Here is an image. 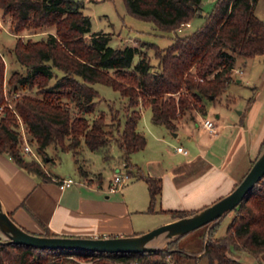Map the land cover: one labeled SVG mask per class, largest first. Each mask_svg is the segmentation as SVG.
I'll return each instance as SVG.
<instances>
[{
	"label": "trees",
	"instance_id": "16d2710c",
	"mask_svg": "<svg viewBox=\"0 0 264 264\" xmlns=\"http://www.w3.org/2000/svg\"><path fill=\"white\" fill-rule=\"evenodd\" d=\"M124 1L130 14L152 20L161 30H172L203 15V0ZM256 1L216 0L203 23L191 33L157 47L155 55L160 64L154 69L143 47L114 46L109 32L93 31L91 16L83 10L84 0H0V10L11 16L16 33L55 28L40 39L17 38L13 52L22 69H14L7 79L0 54V107L5 102L7 80L14 107L36 152L46 161L51 144L58 150L73 151L78 171L85 175L80 157L84 147L105 149L107 160L111 156L107 147L115 142L130 176L147 181L148 211H155L162 180L132 161V154L148 142L139 128L142 106L151 108L153 123L176 130L181 114L199 103V110L204 112L208 99L215 101L222 96L234 79L238 55L248 58L264 54V19L256 13ZM96 82L108 84L126 97L124 123L116 111L112 122L106 121L104 111L93 119L87 117L98 105ZM4 110L0 153H8L27 171L49 178L38 159H29L24 152L17 115L12 109ZM263 147L264 141L261 150ZM232 211L226 233L217 234L222 219L208 223L198 247L196 243L180 245L182 237L167 247L143 253L50 250L0 242V264H202L203 258L206 264H246L231 254L240 250L253 255L264 252V178ZM193 212L171 210L175 218ZM42 234L55 235L50 229ZM76 257L93 259L81 262Z\"/></svg>",
	"mask_w": 264,
	"mask_h": 264
},
{
	"label": "crops",
	"instance_id": "0c3cea01",
	"mask_svg": "<svg viewBox=\"0 0 264 264\" xmlns=\"http://www.w3.org/2000/svg\"><path fill=\"white\" fill-rule=\"evenodd\" d=\"M259 60L256 74L246 79V84H252L249 94L221 96L213 115L207 105L204 112L188 110L180 115L176 130L157 124L147 145L132 154V161L142 171L162 180L155 211H148L150 192L145 179L131 176L112 190V178L105 182L103 173L88 165L84 157L88 147L80 155L86 175L78 171L76 155L70 151L79 176L50 168L46 169L50 176L46 179L18 165L8 153H0L3 207L32 232L50 229L55 235L108 237L133 235L172 221L176 218L171 210L198 211L212 204L244 177L264 141V57ZM234 73L238 81L244 80L241 67L236 66ZM204 117L214 119L216 132L203 125ZM179 145L187 152L179 151ZM45 163L51 161L47 159ZM92 173H99V178ZM67 176L76 182L62 188L60 179Z\"/></svg>",
	"mask_w": 264,
	"mask_h": 264
},
{
	"label": "rangeland",
	"instance_id": "374dc122",
	"mask_svg": "<svg viewBox=\"0 0 264 264\" xmlns=\"http://www.w3.org/2000/svg\"><path fill=\"white\" fill-rule=\"evenodd\" d=\"M84 1L85 3L83 6V10L91 16L93 31L102 30L109 32L112 37L111 44L114 46H125L129 44L143 47V49H145V51H147V53L149 54L151 61L154 64V69H158L160 61L159 58H157L155 55L157 47H165L171 44L177 38L184 37L191 33L194 29H196L199 25L203 23L205 19V14H207L208 11L213 7V4L216 0H203V15L196 16L193 20L182 23L172 30H161L156 26V24L152 20L142 19L130 14L127 10L126 3L124 0ZM256 13L264 19V0L256 1ZM0 26V54L2 55L6 63V79L14 69H22L20 63L17 62L15 54L13 52V48L16 44V40L18 37H21L23 40H27L28 38L40 39L41 37H45L50 31L55 32L54 27H47L44 29H25L20 33H16L13 29L11 16L3 15L2 10H0ZM263 57L264 56L256 55L253 58H247L238 55L236 66L241 67L245 71V73L242 75L244 80L242 82L238 81V74L234 73V79L228 84L223 95L226 96L227 93H232L235 94L236 97H238L239 94H249L251 91L252 84H246V79L249 76H253L256 74L258 61H260L259 59H262ZM138 59L139 56L136 55L135 62H137ZM244 61L248 62L244 64ZM94 86L100 92V96L97 98L98 105L94 112L87 114V117L93 119L96 115L99 114L100 111H104L106 115V121L112 122V113L116 111L117 115L119 114L122 123H124V106L127 100L126 97L123 96L120 91L114 89L108 84L96 82L94 83ZM9 89L10 85L7 80H5V102L3 107L0 109V118L5 111L4 109H12L18 117V127L21 129L23 126H25V123L22 118L18 115V112L14 107L15 101L12 100V95L10 94ZM177 95H179V93ZM13 97H15L16 99L17 96ZM220 99L221 96L218 97L214 102L210 99L207 100V110L211 115L216 114V106L219 105ZM199 105H201V103H199L198 106L193 108L192 110H195V112L199 110ZM141 113L142 117L139 121V128L141 131H143V133H145L148 139H150L153 136V127H156L157 124L153 123L151 120L152 110L150 107L142 106ZM188 120H192V123L194 122L190 114H188ZM198 120H200V118L197 115L196 121ZM163 127L165 126L163 125ZM169 133L170 132H168V134ZM107 149L108 152L111 154L110 158L107 160L105 159V149H86V151L84 152V157L88 159V165L92 170H94L95 172H102L105 177V182H110V179L113 177L114 173L117 170L124 171L125 166L122 164L123 162L119 161L120 150L115 142H112L107 147ZM47 151L49 153L47 159L51 161V163L48 164H46L45 160L37 153L38 161L42 164L45 170H50V168H52L55 170L54 172L57 173L64 174L66 172H70L74 176H79V172L74 171L75 162L72 158V152L58 150L53 144L47 147ZM26 155L29 157V159H31L33 156L28 154ZM92 174L96 178H99L100 176L99 173ZM233 216L234 212L230 211L225 217L222 218L219 229L217 231L218 235H223L226 233L228 223ZM206 229V226H204L191 231L190 233L184 235L181 238L179 244L194 245L196 243L195 246H201L200 236L205 234ZM0 238L7 239L6 234L1 229ZM168 243L165 241L161 245L167 247ZM231 255L241 259L246 264H264V252L260 253L259 255H253L247 251L240 250L233 252ZM76 259H79L81 262H86L88 259L93 258L76 257ZM201 263L206 264V258L201 259Z\"/></svg>",
	"mask_w": 264,
	"mask_h": 264
},
{
	"label": "water",
	"instance_id": "95a60500",
	"mask_svg": "<svg viewBox=\"0 0 264 264\" xmlns=\"http://www.w3.org/2000/svg\"><path fill=\"white\" fill-rule=\"evenodd\" d=\"M264 178V147L234 189L206 207L133 235L65 236L32 232L20 225L0 200V229L7 239L1 243H15L38 249H72L96 252H146L164 248L163 242L183 237L208 223L213 224L237 207L249 192ZM164 238V240L162 239ZM160 241V243H158Z\"/></svg>",
	"mask_w": 264,
	"mask_h": 264
},
{
	"label": "built area",
	"instance_id": "2783aa9c",
	"mask_svg": "<svg viewBox=\"0 0 264 264\" xmlns=\"http://www.w3.org/2000/svg\"><path fill=\"white\" fill-rule=\"evenodd\" d=\"M237 71H239V69H237ZM2 107L3 106H1L0 109ZM203 125L212 133L217 131V125H216L214 119H212V118L204 117L203 118ZM20 132H21L22 137L24 139V152L27 153L28 155H33L34 157H36L38 159V154H37L35 148L33 147V145L28 140V133H27L26 127L23 126L20 129ZM177 149L179 151L187 152V149L182 145L177 146ZM130 177L131 176L127 172V170H124V171L117 170L114 173L112 180H111V189L112 190L117 189L118 187L123 185V183L128 181L130 179ZM75 182H76V180L71 176L63 177L60 179V186L62 188H65V187H68V186L74 184Z\"/></svg>",
	"mask_w": 264,
	"mask_h": 264
},
{
	"label": "bare ground",
	"instance_id": "6f19581e",
	"mask_svg": "<svg viewBox=\"0 0 264 264\" xmlns=\"http://www.w3.org/2000/svg\"><path fill=\"white\" fill-rule=\"evenodd\" d=\"M164 240V238H162ZM160 242V241H159Z\"/></svg>",
	"mask_w": 264,
	"mask_h": 264
}]
</instances>
